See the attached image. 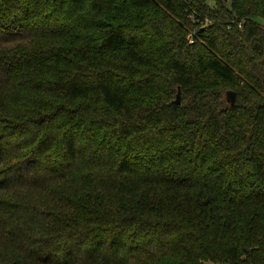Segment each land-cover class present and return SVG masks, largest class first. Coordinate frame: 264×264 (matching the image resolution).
Instances as JSON below:
<instances>
[{
	"label": "trees",
	"instance_id": "obj_1",
	"mask_svg": "<svg viewBox=\"0 0 264 264\" xmlns=\"http://www.w3.org/2000/svg\"><path fill=\"white\" fill-rule=\"evenodd\" d=\"M210 263L264 264V0H0V264Z\"/></svg>",
	"mask_w": 264,
	"mask_h": 264
},
{
	"label": "water",
	"instance_id": "obj_2",
	"mask_svg": "<svg viewBox=\"0 0 264 264\" xmlns=\"http://www.w3.org/2000/svg\"><path fill=\"white\" fill-rule=\"evenodd\" d=\"M237 99V93L234 90L227 91V100L231 104H235ZM175 103H181V90L179 89L177 93V98L174 100Z\"/></svg>",
	"mask_w": 264,
	"mask_h": 264
},
{
	"label": "rangeland",
	"instance_id": "obj_3",
	"mask_svg": "<svg viewBox=\"0 0 264 264\" xmlns=\"http://www.w3.org/2000/svg\"><path fill=\"white\" fill-rule=\"evenodd\" d=\"M210 264H215V263H210Z\"/></svg>",
	"mask_w": 264,
	"mask_h": 264
}]
</instances>
